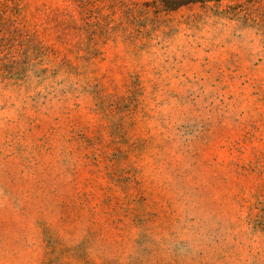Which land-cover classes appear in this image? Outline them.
Segmentation results:
<instances>
[{"label":"rangeland","instance_id":"374dc122","mask_svg":"<svg viewBox=\"0 0 264 264\" xmlns=\"http://www.w3.org/2000/svg\"><path fill=\"white\" fill-rule=\"evenodd\" d=\"M0 264H264V0H0Z\"/></svg>","mask_w":264,"mask_h":264}]
</instances>
